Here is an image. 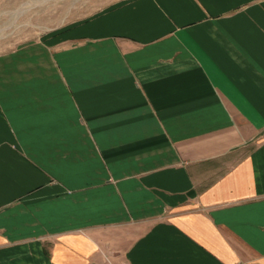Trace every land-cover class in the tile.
<instances>
[{
	"label": "crops",
	"instance_id": "obj_1",
	"mask_svg": "<svg viewBox=\"0 0 264 264\" xmlns=\"http://www.w3.org/2000/svg\"><path fill=\"white\" fill-rule=\"evenodd\" d=\"M0 264H264V0H119L1 52Z\"/></svg>",
	"mask_w": 264,
	"mask_h": 264
},
{
	"label": "rangeland",
	"instance_id": "obj_2",
	"mask_svg": "<svg viewBox=\"0 0 264 264\" xmlns=\"http://www.w3.org/2000/svg\"><path fill=\"white\" fill-rule=\"evenodd\" d=\"M119 0H0V53L42 38Z\"/></svg>",
	"mask_w": 264,
	"mask_h": 264
}]
</instances>
